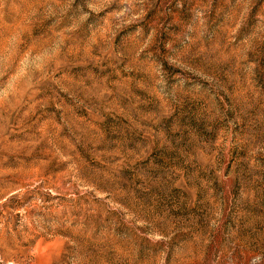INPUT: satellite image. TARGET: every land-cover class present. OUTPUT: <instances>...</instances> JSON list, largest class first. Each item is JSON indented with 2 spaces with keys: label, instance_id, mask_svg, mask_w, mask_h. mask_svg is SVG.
<instances>
[{
  "label": "rangeland",
  "instance_id": "374dc122",
  "mask_svg": "<svg viewBox=\"0 0 264 264\" xmlns=\"http://www.w3.org/2000/svg\"><path fill=\"white\" fill-rule=\"evenodd\" d=\"M0 264H264V0H0Z\"/></svg>",
  "mask_w": 264,
  "mask_h": 264
}]
</instances>
